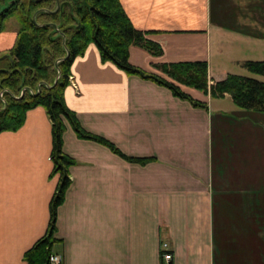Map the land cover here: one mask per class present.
Listing matches in <instances>:
<instances>
[{"label":"crops","instance_id":"crops-1","mask_svg":"<svg viewBox=\"0 0 264 264\" xmlns=\"http://www.w3.org/2000/svg\"><path fill=\"white\" fill-rule=\"evenodd\" d=\"M132 26L150 32L159 58L131 47L129 63L205 61L208 84L232 67L264 61V0H119ZM225 4L228 18L221 14ZM226 16V15H225ZM18 27L0 33V56ZM235 71V70H234ZM236 73V74H235ZM64 101L80 126L112 143L81 140L66 125L62 151L75 161L56 211L60 264H264V114L239 110L229 95L183 87L197 108L152 81L102 62L94 44L74 59ZM225 102L226 104H224ZM234 105V104H233ZM50 120L42 107L0 133V264H25L42 238L59 175L50 159Z\"/></svg>","mask_w":264,"mask_h":264},{"label":"trees","instance_id":"trees-1","mask_svg":"<svg viewBox=\"0 0 264 264\" xmlns=\"http://www.w3.org/2000/svg\"><path fill=\"white\" fill-rule=\"evenodd\" d=\"M58 2V10L50 13L56 9V0L38 3L21 0L4 8H1L4 0H0V33L5 29L6 19L15 14L18 19L15 45L0 56V133L18 130L27 111L44 108L51 123L50 159L53 172L59 175L56 192L50 201L48 229L25 252V264H51L49 258L57 254L54 248L61 244L55 237L56 211L64 202L71 184L68 170L75 164L62 151L66 125L78 139L103 145L129 163L145 165L153 161L127 157L106 139L85 131L75 113L67 107L64 89L68 85L71 64L76 57L83 55L89 44L97 47L102 62H110L130 76L152 81L194 107L205 108V104L193 100L181 86L209 95L212 99L227 94L239 110L264 114V83L256 79L230 74L224 80L209 85L205 61L152 64L157 73L131 65L128 60L131 47L140 48L154 58L161 57L163 49L149 39L150 32L138 31L132 26L119 0ZM52 25H56L57 30ZM241 67L253 75L264 77V61H245Z\"/></svg>","mask_w":264,"mask_h":264},{"label":"rangeland","instance_id":"rangeland-1","mask_svg":"<svg viewBox=\"0 0 264 264\" xmlns=\"http://www.w3.org/2000/svg\"><path fill=\"white\" fill-rule=\"evenodd\" d=\"M23 1V0H22ZM11 2V0H4V4L1 5V8H4L6 7L9 3ZM228 8L230 9V6L228 5L226 7L225 4H222L220 9H222L223 11L224 10H227L224 12V15L223 13L221 14L222 16V19L225 21V19L228 18ZM226 15V16H225ZM227 17V18H226ZM6 26H7V29L10 31L12 30V27H18V19H17V15H13L11 17H9L8 19L5 20V23H4ZM15 45V44H14ZM235 70V71H234ZM232 72H238V75L239 76H242V77H247V78H253V79H256L257 81H260L262 83H264V77H261V76H256V75H253L251 73H249L248 71H246L245 69L243 68H240V67H232ZM236 74V73H235ZM224 104H226L225 102H223ZM232 106L230 107H226L225 109H229V108H233V107H236L235 105L231 104Z\"/></svg>","mask_w":264,"mask_h":264},{"label":"built area","instance_id":"built-area-1","mask_svg":"<svg viewBox=\"0 0 264 264\" xmlns=\"http://www.w3.org/2000/svg\"><path fill=\"white\" fill-rule=\"evenodd\" d=\"M59 61H57L58 63ZM67 82L70 84L75 90H77L76 85L73 81V78L69 75L67 77ZM160 259H161V264H171L172 261V254L169 251L168 244L163 243L160 249ZM49 261L51 264H60L61 263V258L58 254H53L50 256Z\"/></svg>","mask_w":264,"mask_h":264},{"label":"water","instance_id":"water-1","mask_svg":"<svg viewBox=\"0 0 264 264\" xmlns=\"http://www.w3.org/2000/svg\"><path fill=\"white\" fill-rule=\"evenodd\" d=\"M34 3H38L39 1H41V0H32ZM58 7H59V2H58V0H56V9L54 10V11H52V12H50V13H55L57 10H58ZM39 12V11H38ZM38 12H36V14L38 13ZM36 14L33 16V22L35 23V16H36ZM44 26H49V25H44ZM56 30H57V27H56V25H52ZM58 78H59V76H57V78L55 79V83H56V81L58 80ZM54 83V84H55Z\"/></svg>","mask_w":264,"mask_h":264},{"label":"flooded vegetation","instance_id":"flooded-vegetation-1","mask_svg":"<svg viewBox=\"0 0 264 264\" xmlns=\"http://www.w3.org/2000/svg\"><path fill=\"white\" fill-rule=\"evenodd\" d=\"M15 1H16L17 3H19L21 0H11V2H10L9 4H11V3L15 2ZM9 4H8V5H9ZM8 5H7V6H8Z\"/></svg>","mask_w":264,"mask_h":264}]
</instances>
